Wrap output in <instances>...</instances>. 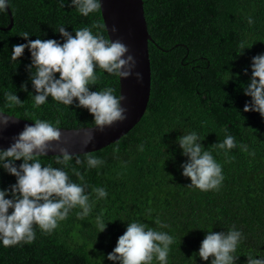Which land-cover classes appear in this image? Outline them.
I'll return each instance as SVG.
<instances>
[{"label":"trees","instance_id":"1","mask_svg":"<svg viewBox=\"0 0 264 264\" xmlns=\"http://www.w3.org/2000/svg\"><path fill=\"white\" fill-rule=\"evenodd\" d=\"M150 64V94L142 119L123 137L96 151L88 152L104 161L89 167L75 156L69 166L57 164L56 155L42 157V165L64 169L72 182L87 185L92 204L84 219L82 209H72L50 234L34 225L31 243L5 247L0 240V264H113L107 255L117 245L127 224L139 222L174 238L167 264H211L199 255L207 232L242 233L233 255L235 264H247V257L264 259V118L243 111L251 98L244 86L251 78L252 58L264 54V0H142ZM0 10V110L25 120L48 121L60 128L93 126L94 117L74 101L66 106L51 97L35 106L36 94L26 66L28 49L12 61L14 45L29 39H54L63 43L58 29L66 31L104 23L101 11L83 16L65 0H8ZM13 26L7 28L12 24ZM249 18L253 21L249 24ZM97 29H93L94 34ZM108 37L106 30L103 33ZM243 44L244 52L240 45ZM247 70V75H245ZM98 77L91 91L113 88L119 96V78L96 68ZM57 78L59 75L57 74ZM27 82L28 91H21ZM5 92L18 96L23 105L9 107ZM31 93L32 95H29ZM196 132L205 150L222 167L224 177L218 189L201 191L187 187L182 175L187 162L177 140ZM227 135L235 137L231 150L211 147ZM240 144L247 145L243 151ZM254 153V155H253ZM22 161H17L19 164ZM73 169L80 172L81 181ZM16 178L0 167V190H7ZM104 188L107 196L97 198L93 189ZM8 198V197H6ZM11 211V210H10ZM106 230L100 233L97 216ZM159 218L167 227H160ZM152 264H160L154 257Z\"/></svg>","mask_w":264,"mask_h":264},{"label":"clouds","instance_id":"2","mask_svg":"<svg viewBox=\"0 0 264 264\" xmlns=\"http://www.w3.org/2000/svg\"><path fill=\"white\" fill-rule=\"evenodd\" d=\"M59 7L64 8L65 0H58ZM69 7L77 9L83 16L99 12L102 9L101 0H71ZM9 8L8 0H0V10ZM249 24L253 21L249 18ZM93 29L98 31L94 34ZM104 23H93L90 27H82L74 31L75 35L61 26L58 29L63 43L54 40L29 39V33L24 32L21 38L28 41L25 44L14 45L12 61H18L28 49L31 54V64L26 66L32 87L35 91V106L43 105L49 97L66 106L84 108L94 117L95 128L86 132L84 147L95 139V131L103 132L117 123L127 119V109L122 107L123 95H114L113 88L91 91L90 85L97 83V66L104 72L128 79L136 68L135 58L129 54V48L121 40H112L103 33ZM116 31L115 28L112 29ZM239 55L244 52L243 44ZM57 74L59 78H57ZM247 75V70H245ZM138 82L142 81V74L135 73ZM244 95L251 98L243 111L256 112L264 118V54L256 55L251 61V78L243 88ZM21 91H28L27 82L21 85ZM29 95H32L29 93ZM9 107L23 105L18 96L12 92H5ZM17 120L6 113L0 112V130L7 128ZM60 121L56 126L48 121L35 120L33 124H25L24 129L12 137L7 149H0V167L9 175L16 178V183L7 190H0V240L5 247L23 243L31 244L36 239L34 225L50 234L58 227L59 221H64L69 212L79 206L78 218L84 219L91 210L90 194L85 193L87 185L77 184L70 180L68 173L62 168L51 164L42 165L41 158L47 157L49 152L57 151L53 142L61 140ZM177 143L187 157V162L181 165L182 175L191 180L187 187H195L201 191L218 189L224 177L222 167L212 154L205 150L196 132L182 135ZM211 147L219 149H233L237 147L235 137L227 135L222 143ZM243 151L247 145L240 144ZM55 156L57 164L66 167L75 156L76 164L82 163L79 155H73L66 148H60ZM89 167H96L104 161L94 157L91 153H84ZM254 155V153H253ZM22 161L17 166L16 162ZM81 181L83 175L73 169ZM93 192L97 198L107 196L104 188H95ZM8 197V198H6ZM11 210V211H10ZM102 215L96 221L100 233L106 230ZM156 223L164 228L157 218ZM242 239V233L235 230L228 232H207L201 242L199 257L211 264H235L238 257L237 246ZM174 238L166 232L156 231L139 222L127 224L126 231L118 238L117 245L107 259L113 264H152L155 257L160 264H167L169 246ZM247 264H264V259L247 257Z\"/></svg>","mask_w":264,"mask_h":264},{"label":"water","instance_id":"3","mask_svg":"<svg viewBox=\"0 0 264 264\" xmlns=\"http://www.w3.org/2000/svg\"><path fill=\"white\" fill-rule=\"evenodd\" d=\"M101 2L100 11L108 38L121 40L129 48V54L136 60V68L130 78L118 77L119 96L125 97L121 106L127 109V119L111 128H106L103 132L96 130L95 139L87 147H84L85 134L89 129L95 128V125L82 128H60L61 140L59 143L53 142L52 145L57 151L49 152L48 155H59L60 148H66L73 155L101 149L127 134L146 112L151 81L148 53V41L151 37L147 32L143 2L142 0H101ZM9 13L12 24L7 27L8 29L13 26L12 11L9 10ZM113 28L116 29L115 32L112 31ZM136 72L142 74V81H137ZM0 112L6 113L1 110ZM6 114L13 116L17 122L0 130V149H7L12 142V137L18 135L25 124L34 123L9 113Z\"/></svg>","mask_w":264,"mask_h":264}]
</instances>
